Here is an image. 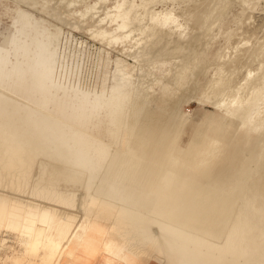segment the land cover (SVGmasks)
Returning <instances> with one entry per match:
<instances>
[{"label": "bare ground", "instance_id": "6f19581e", "mask_svg": "<svg viewBox=\"0 0 264 264\" xmlns=\"http://www.w3.org/2000/svg\"><path fill=\"white\" fill-rule=\"evenodd\" d=\"M165 1L141 0V2H138L137 0H122L116 7L120 9L117 29L123 31V35L103 30L101 33L99 32L100 37L103 39L108 37L111 41H118L129 38L138 32L143 35L148 29L145 36L146 45L143 54L139 57L154 51L153 47L156 45H159L156 51L161 52V55L177 53L178 50L185 47L177 36H192L205 43L208 39L205 32L211 25L208 22L214 20L222 8L216 10L211 5L212 0H188L187 3L179 4L177 7H172L173 10L167 11ZM223 1L221 5L227 6L229 0ZM243 1L241 0V2ZM253 3H256V1H253ZM161 4H163L162 7L156 9L157 5ZM203 4H206L207 7H203ZM91 9L96 10L97 7L93 6ZM244 11L239 9L238 12ZM254 14L252 17L255 18L257 14ZM259 15L258 20L264 16H261V13ZM199 16L200 18H197ZM182 17L187 21V24L180 22ZM192 20L195 21V24H192ZM262 20L260 21L262 22ZM260 21H258L259 24ZM247 25L249 26V24ZM261 25L264 26L262 23ZM244 26L242 27L243 30L246 29ZM198 28L202 29V33L190 35L193 30L196 31ZM255 28L253 26V30ZM239 29H241L240 26ZM248 30H245L246 33H249ZM259 30L255 31L258 32ZM0 36V118L4 117L5 111L16 108L17 123L19 126L26 128L20 130L17 127H12L13 130L9 126V122L0 119V190L6 189V193L4 192L0 200V214H4L5 219H10L14 224L24 221V226L27 229L26 233L31 237L30 244L33 245L34 238L39 235L48 239L47 245L45 240L46 249L43 252L45 261L55 260L53 264H58L61 259V252L66 251L69 241L78 234L80 224L72 228L71 212L80 209L79 205L82 206L80 214L73 215L79 217V222L86 219L90 221L88 227H99V230H105L107 239L102 246L107 251H111L112 247L118 242L130 243L137 234H148L151 239L143 245V253L145 252L144 254L150 256V259L161 260L163 264H216L219 262L216 261L218 258L222 257V260L226 258V251L221 248V245L229 242L231 218H234L235 225L238 224L240 218L237 214L239 201L246 186L242 180L244 177L240 178L237 183H233L234 185L228 188L229 190L224 189V187H203L195 190L193 180H183L181 170L177 168L181 167L184 162L181 159L182 157L180 159L175 158L174 162H171V159L176 155L172 157L171 151L184 130V123L180 124V121L182 122L184 118V115L180 112L182 105L188 99H195L193 95L184 92L185 88L192 85L197 89L196 86L199 80L196 77L214 62H217V69L214 73L218 76V79H212V84L206 87L202 97L212 107H218L223 113L222 115H225L223 116L225 117L223 123L230 122L227 118L230 115L235 116L240 123H244L246 119H249V116H253L251 108L258 104V91L264 80V66L257 73V68L253 69L252 66L255 63L261 64L264 62V45L259 48L257 46L258 50H254L255 55L250 56L239 67H237L239 63L237 53L228 55L229 50L222 53V55L227 56L224 61L220 60L219 51L213 47H209L208 51H202L201 53L198 49L186 51L184 54L186 59L192 57L195 53L197 54L192 58L193 65L195 61H204V64L197 70V73L195 72L193 82L186 80L176 101L171 104L173 113L167 123L172 125V144L171 146L158 145L154 149L156 155H160L159 152L163 151L162 161L157 164L155 179L153 178L155 181H161L162 185L155 191L149 190L150 192L145 196L146 200L142 201V188L132 189L131 180H127L126 186L122 184L123 187L119 189L109 187L108 181L118 179L121 174H127L130 172L128 170L130 165L134 167V164L144 160V157H139L137 152L140 149L139 139L146 113L144 109L147 96L149 89L152 88V83L156 80L151 70L145 72L146 69L142 73L139 80L140 85L137 86L134 82L135 80L137 82L138 78L134 81L131 80L130 85L132 87L135 85V87L129 90L130 96H126L121 103H118V97H113L102 100L98 105L94 103L86 105L85 108L81 104L75 105L74 103H71V107H69L70 99L75 98L79 90L54 78V57L49 50H46L49 43L42 42L31 46L20 41L10 42L5 31H2ZM244 36L242 37L244 38ZM261 38H264V35ZM247 40H250L249 36ZM34 47L39 52L44 51L36 57L34 66L32 62H26L27 57H30L28 56L29 53L23 55L26 58L24 63L17 62L16 49L22 53V51ZM245 47L247 46L245 45ZM243 49L242 51H245ZM250 53L248 54L250 55ZM173 63L175 64L167 73L166 78L176 84L184 76L185 71L190 72L192 66L179 63V61ZM147 66L148 69H151L155 66V62H150ZM31 68L32 71L28 73L27 71ZM134 68H136V65ZM222 84L225 85L224 95L219 97L218 87L222 88ZM239 85H241L240 91L236 94L233 91ZM83 96L88 97V94L85 93ZM129 106L131 107L128 127L129 137L125 149L122 154L110 152L107 160H104L103 156L107 150L103 139L107 136V133L109 134V130L102 128L103 124L101 125L100 122L101 110L104 111V117L108 119L119 116L120 121L116 125H123V118ZM262 111L261 109L260 112ZM262 114L261 120L258 125L253 127L252 131L261 128L264 124V112ZM37 128L47 131V133H44L43 140H41L42 135H39ZM50 129L55 131H50ZM202 136L203 131H199L196 140L199 141ZM210 140L211 142L215 141L213 137ZM168 142L170 141L168 140ZM109 143H111V140ZM220 146L221 144L218 143L210 151L204 152V156L208 159L213 157ZM150 147L145 145L144 150H149ZM208 148H210V145ZM205 159L200 158L198 160L200 163L198 166H201L202 169L207 165L208 159L206 161ZM260 159V157L254 158L252 161L257 167H253L249 163L246 171L254 173L258 169V165L261 164ZM192 165L196 169V164ZM124 187H126L127 193L119 191ZM181 187L184 188V192L178 193L177 191ZM167 189L170 191L168 199L159 203L157 210H169V215L165 218L153 216L155 209H148L144 202L147 203L151 198L160 197ZM185 196H190L189 200L180 205ZM14 212L18 214H14ZM179 213L187 217V221L183 223V226L178 223ZM55 221L62 223V227L52 228L57 226H52ZM204 231H208V233ZM62 240L64 241L62 242ZM243 244L244 242L241 245L243 246ZM163 246H166L164 251ZM83 250L86 252L85 249ZM227 255L230 254L227 253ZM239 256L240 254H235L234 259H238ZM246 258L247 256H244L245 261L248 260ZM257 261L264 264V258ZM120 264L129 263L120 261Z\"/></svg>", "mask_w": 264, "mask_h": 264}, {"label": "rangeland", "instance_id": "374dc122", "mask_svg": "<svg viewBox=\"0 0 264 264\" xmlns=\"http://www.w3.org/2000/svg\"><path fill=\"white\" fill-rule=\"evenodd\" d=\"M121 1L122 0H27L18 2L17 0H0V33L5 31V33L8 34L10 42L20 41L28 43L31 46L36 43H49L46 50H49L51 52L50 54L54 57V78L56 80H61L65 85H70L79 90L75 98H72V100L70 99L69 107H71V103H74L75 105L81 104L82 107L85 108L86 105H92V103L98 105L102 100L113 97H118V103H121L126 96H130V89H133L135 85H140L139 80L142 73H144L146 69L145 72L151 70L156 80L152 83V88L149 89L147 96L144 109L146 113L139 139L140 149L137 152V155L139 157H144V160L134 164V167L130 165L128 167L130 172L127 174H121L122 176L118 174V179L108 181L109 187L119 189L120 187L126 186L127 180H131L132 189H136L137 187L142 188L141 192L143 193V198H141V200L143 201L146 200L145 196L150 191H155L162 185L161 181H155L154 177L157 172V164L162 161L163 151L159 152L160 155H156L154 149H156L158 145L171 146L172 144V125L167 123L170 115L173 113L171 104L176 101L186 80L193 82L195 79V72L197 73V70L204 64V61H195L194 63L196 65L192 64V58L197 55L196 53L193 54V56L190 54L192 57H189V60L184 57V54L186 51L195 49H198L200 53L202 51L206 52L209 50V47H213L219 51L220 60L224 61L227 56L222 55V53L229 50L227 52L228 55L237 53L239 58L237 67L241 66L250 56L255 55V51H257L260 46L264 45V38H261L264 35V26L261 25V23L264 24V16L262 17L263 20L262 18L260 19L262 22L258 20L260 13L261 16L264 15V0H244L243 2H241V0H229L227 6L221 5L224 2L223 0H210L211 5L214 6L216 10H220L221 8L222 10H220L214 20L208 22V24L210 23L211 25H209L205 32L208 38L205 43L192 36H177L183 45H185V47L178 50L177 53L173 52V55L172 53L171 55H161V52L156 51L157 48H159V45H156L153 47L154 51L141 57H139V55L143 54V49L146 45L145 36L148 29L143 35L141 32H138L129 38L120 39L118 41H111L108 37L103 39L99 35V32L101 33L103 30L117 35H123V31L117 29L119 23L118 13L120 9H118L116 5ZM137 1L141 2V0ZM253 1H256V3H253ZM187 2L188 0H166L165 8H167V11H171L173 10L172 7H177L179 4H185ZM163 4L157 5L156 9H160ZM203 5V7H207L206 4ZM93 6H96L97 9L92 10L91 8ZM239 9L245 11L239 13ZM245 12H247L246 15ZM258 12L260 13L257 14ZM254 13L259 15L258 17L256 15V19L252 17ZM16 16L17 18H15ZM197 18H200V16ZM180 20L181 23L187 24V21L183 17ZM258 21L261 23L259 24ZM193 23L195 24V21L193 22L192 20V24ZM247 24H249V26ZM2 25H6V28L3 29L1 27ZM242 25H245L244 28L246 29L243 30ZM239 26L241 29H239ZM247 26L249 28L250 26L252 27L249 29ZM253 26L258 29L255 28L253 30ZM30 29L32 30L30 31ZM245 30H248L247 32L249 33H246ZM255 30L259 31L257 32ZM195 33H202V29L198 28L196 31L193 30V33L190 35H195ZM242 36H244V38ZM246 36H249L250 40H247ZM245 45L249 49L245 47ZM243 48L245 51H242ZM16 50L17 62L24 63V59L26 58H24L23 55L29 53L28 56L30 57H27L26 62H32L33 66L36 64V57L44 52H39L35 47L33 49H26L22 51V53L18 51V49ZM249 52H251L250 55L248 54ZM175 61L192 66L190 72L185 71L184 76L179 79L176 84L166 78L167 73L172 69L173 64H175L173 62ZM150 62H155V66L148 69L147 64ZM138 63L139 65H137ZM255 64V67L254 65L252 67L253 69L257 68L256 73L263 69L264 62ZM135 65L136 68H134ZM216 69L217 62H214L209 68L200 72L196 77L197 80H199L196 86L197 89L192 85H188L185 88L184 92L193 95L195 99H188L182 105V110L180 112L184 115V118L182 122L180 121V124L184 123V130L177 139L178 141L174 144L175 146L173 145L172 147L174 148L171 151L172 157L176 155L171 159V162H174L175 158L180 159L182 157L181 159L184 161L182 165L184 167L181 165V167L177 168L181 170L183 180H193V187L195 190L203 187H224V189L226 188V190H229L228 188H231L240 178L242 179V177H244L242 180L245 182L246 186L244 188V194L240 198L237 212L240 218L236 225L234 224V218H231L230 223L232 225L229 231L231 232L229 242L221 245V248L226 251V258L223 260L222 257L218 258L216 261L219 262L216 264H262L257 260L264 258V124L259 129L254 131H252V129L254 126L258 125L261 120L260 118L263 116L262 113L264 112V80L258 91V104L251 108L253 116H249V119H246L244 123L237 121L235 116H226L230 120V122L228 121L230 126L229 123H223L225 121V117L223 116L225 115H222L223 113H221L218 107H212V105L206 102L202 97V93L206 87L212 84V79H218V76L214 73ZM30 71H32V68L27 72L29 73ZM135 79H137V82ZM131 80H135L134 82L136 83L133 87L130 85ZM240 86L241 85L234 88L233 92L238 94ZM223 89H225V85L223 84L222 88L218 87L219 97H223ZM85 93L88 94V97L83 96ZM261 109L263 110L262 112H260ZM130 112L131 107L129 106L123 118V125H116V123L120 121V117L114 116L108 119L104 117V111L101 110L102 117L100 118V122L101 125L103 124L102 128L104 130H109V134L107 133V136L103 139L107 150L106 154L103 156L104 160H107L109 153L112 151L118 154L123 153L129 137L128 127ZM4 113V117L0 119L9 122L11 129H13L12 127H17L20 130L26 129L24 126L21 127L17 123L18 117L15 116L17 113L16 108H10V110ZM45 131L46 130L38 129L39 135H42L41 140L45 137L44 133H47V131ZM50 131L54 132L55 130L50 129ZM199 131H203V136L198 141L196 140V136ZM212 137L215 139L214 142L210 140ZM110 140L111 143H109ZM168 140L170 142H168ZM218 143H220L221 146L217 150L216 155L209 159L205 157L204 152L210 151L213 147L218 145ZM150 144L154 145L152 146ZM145 145L151 146L150 149L144 150ZM209 145L210 148H208ZM150 152L153 153L152 156ZM255 156L261 158V164L258 165V169L254 173L246 171L249 163H251V166L257 167L254 161H252L254 158H257ZM199 157L208 159L207 165L203 169L200 168L201 166H198L200 165L198 161L200 160ZM192 164H196V169L193 168ZM5 190L6 189L3 191L0 190V200L4 192L6 193ZM119 191L123 193L128 192L126 191V187ZM177 192H184V188H179ZM164 193H162L160 197L151 198L147 203L144 202L148 209H155L152 214L153 216L165 218L169 215V210H157L159 203L167 201L170 191L167 189ZM189 197L190 196H185L183 200H181L180 205L184 201H188ZM79 208L80 209L71 212V224L72 228L80 224V229L78 230V234L69 241L66 251L61 252V259L58 264H120V261L129 264H163L161 260L156 258L150 259V256L144 254L145 252L143 253V245L151 239L148 234H137L130 243H124V241L122 243L118 242L115 246L112 245L111 251H107L102 246L107 239V233L104 232V229L99 230V227H88L90 221L87 219L79 222V217L74 216L80 214L82 206L79 205ZM14 214L18 213L14 212ZM178 216V223L183 226V223L187 221V217L181 213H179ZM24 225V221L14 224L10 219H5L4 214H0V264H53L55 260L45 261L43 259V252L46 249L48 239L42 238L39 235L36 236L37 239L34 238V244H30L31 237L27 235V229ZM55 225L57 226L52 228L62 227V223L58 221L52 223V226ZM45 226L46 224L44 227ZM204 232L208 233V231ZM243 236H245V239ZM63 241L64 240H62V242ZM242 242H244L243 246L241 245ZM155 243L153 244L155 245ZM165 248L166 246L162 247L163 251ZM230 248L233 250H230ZM83 249H85L86 252ZM227 253L230 255L228 256ZM148 254L150 255L149 252ZM235 254H240L238 259H234ZM244 256H247L246 259L248 260L245 261Z\"/></svg>", "mask_w": 264, "mask_h": 264}, {"label": "crops", "instance_id": "0c3cea01", "mask_svg": "<svg viewBox=\"0 0 264 264\" xmlns=\"http://www.w3.org/2000/svg\"><path fill=\"white\" fill-rule=\"evenodd\" d=\"M1 27H2L3 29H5V28H6V25H2ZM0 37H1V36H0Z\"/></svg>", "mask_w": 264, "mask_h": 264}]
</instances>
